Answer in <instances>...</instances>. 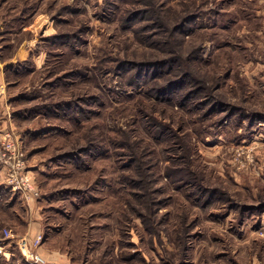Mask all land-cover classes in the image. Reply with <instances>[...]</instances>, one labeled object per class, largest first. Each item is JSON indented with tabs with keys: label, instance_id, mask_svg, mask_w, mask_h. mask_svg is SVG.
<instances>
[{
	"label": "rangeland",
	"instance_id": "1",
	"mask_svg": "<svg viewBox=\"0 0 264 264\" xmlns=\"http://www.w3.org/2000/svg\"><path fill=\"white\" fill-rule=\"evenodd\" d=\"M140 9L152 10L150 22L162 18L160 35L183 39L171 48L200 81H186L183 100L203 99V108L153 104L142 91L154 50L141 39L152 31L139 28L150 23L136 18ZM41 14L47 20L38 23ZM0 48L3 66L13 63L2 87L7 117L24 130L9 138L23 144L26 172L39 191L0 202V241L25 246L28 225L40 222L43 239L76 255L102 242L108 256L117 243L120 264H156L159 255L190 264L191 248L199 264L251 260L259 244L247 248L239 239L264 231V212L256 211L264 209V0H0ZM136 72L145 85L133 86ZM153 117L171 121L182 136L180 147L203 172L207 196L166 172L162 144L142 139L156 145L154 153L131 157L129 143L136 141L142 155L141 127ZM139 162L154 167L145 172ZM144 184L149 194L142 197ZM186 226L193 236L188 254L173 241ZM9 243L0 264L12 256ZM22 249L30 257L33 249Z\"/></svg>",
	"mask_w": 264,
	"mask_h": 264
},
{
	"label": "trees",
	"instance_id": "2",
	"mask_svg": "<svg viewBox=\"0 0 264 264\" xmlns=\"http://www.w3.org/2000/svg\"><path fill=\"white\" fill-rule=\"evenodd\" d=\"M141 3H142L141 4L142 6H146V3L144 2H141ZM152 17L153 16H152L151 9H140L136 13V18H140V19L144 18V19L149 20V22L152 21ZM157 19L153 20V22L144 24L139 27L141 31H145L147 29L152 31L150 35L141 37V39L145 42V44L150 46L151 50H154L152 51V53L147 55V58L151 56V59H148L147 60L148 64L145 65L146 68L147 67L151 68V71L148 75V79L145 80V82L149 84V88L144 83H138L139 77H141V74L140 73L137 74V72L133 74V80H135V83L133 86L144 84L146 87V90L142 89V91H144L145 94L151 93L153 95V97H151L150 99L153 104H157L159 102L164 101L172 107L173 106L183 107L185 108L186 112H191L193 110H199L200 108H203V106L205 105L203 99L201 101H194L191 104H189L187 101H184L183 99L187 96L189 92V90H186V87H185L186 81L190 80L191 85H197L200 81L194 74L193 68L186 67L185 64L182 63L183 56H181V54H178L177 51L171 48L173 43H178L179 41L183 42V39L178 38L176 36L175 38L167 37L163 35V33H161L160 35L159 31H157L156 29V26H158V28H161V29L162 27L164 28V26L162 25V22H161L162 18L159 17V22L156 23ZM181 30L182 29L180 27L177 30L179 35L182 34ZM155 31H157L158 33H153ZM3 51L4 49L0 48V52H1L0 57H1V60L4 61L5 59L3 58ZM159 53L162 54L163 56L159 55ZM12 64L13 63H10L4 67V71L6 73H7V68L9 66H12ZM166 66H167V69L165 70ZM142 75H144V73H142ZM198 90L199 92H203L204 94H206L203 88L199 87ZM178 91H179V94L177 95ZM145 106H146V103H143V106L141 107V110L143 112L145 111ZM212 108L218 110L219 106L212 105ZM201 113L203 116H205L207 113V110H203L201 111ZM159 119L160 118L158 117H153V120H150V122L146 123V127L145 126L141 127V132H145L146 137L139 136L140 137L139 143L141 144L142 139L148 138V140H151V142L152 141L155 142L156 145L161 146L162 144L164 147L160 148L161 151L163 153H165V151L167 152L166 160H167L168 165L166 166V172L171 176L179 177V179H177L176 181L179 182L180 184L189 183L190 185H192L193 186L192 193L199 192L201 193V196H207V193L211 192V190L207 187H204L205 185L202 182L204 180L203 172L194 166L193 161L190 158V150H185L184 146L182 145L180 147V140L182 139L181 138L182 136L177 132L175 127L170 124L171 121L169 122L165 120L159 121ZM130 137L131 136L129 135L128 138L130 139ZM89 144H92L91 140L89 141ZM137 145H138V141L134 143H129V147L131 148V152H132L131 157L136 158V160L139 157H141L143 160L146 154H150L151 152L154 153L153 150L154 148L156 149V145L150 147L148 144H144L143 142V144H141L143 148L142 155L139 153L140 156L139 155L137 156L135 154V149L137 148ZM153 167L154 165L146 164L144 162L143 163L139 162L137 164V168L138 169L143 168L145 172H147L148 168L152 169ZM121 176H122L121 177L122 180H125V178H127L128 181L134 185L142 184L141 179L133 178L130 176L126 177V175H123V174H121ZM141 188L142 189L145 188V193H141L142 197L149 194V188L147 187L146 184H144ZM11 196H12V193L9 190V188L5 186L2 187L1 185L0 186V202L3 201L7 205L10 204V203H7V201L8 202L10 201ZM201 196H195L194 200H196L197 202H202V199L205 197H201ZM207 198L208 200H210L209 197ZM235 206H238V205H234V207ZM242 208H246V207H242ZM256 211H258L257 213L258 215L259 214L261 215V213L264 212V209L259 208V210H256ZM140 216L142 217L143 222L146 228L148 229V223L146 219L144 218V216L142 215ZM178 231L180 232V235L175 240H173L175 242L174 246L178 248V245H180L182 250L186 254H188L190 250V247H189V241L191 240L190 237H193V236L190 233L188 226H186L183 230L178 228ZM149 232L152 233L153 231L149 228ZM9 242L10 241L2 239L0 241V246H7V243ZM63 250H66V249L64 248ZM184 259H181L180 261L179 260L175 261L176 262L175 264H188V262H186L187 258H184ZM168 263L171 264V260Z\"/></svg>",
	"mask_w": 264,
	"mask_h": 264
},
{
	"label": "crops",
	"instance_id": "3",
	"mask_svg": "<svg viewBox=\"0 0 264 264\" xmlns=\"http://www.w3.org/2000/svg\"><path fill=\"white\" fill-rule=\"evenodd\" d=\"M37 17H39V21L38 19L37 20L35 19V21H37L38 23L40 21L45 22L47 20L45 14L37 15ZM0 55H1V52H0ZM37 57H40V56H36V59L34 58L35 63L37 62ZM15 60H20L19 56H17ZM3 64H4V61L1 60V57H0V121L4 120V124H0V146L4 141H6L9 138V136L11 135L15 136L18 133L20 137L23 135L22 132L24 131L21 128L18 129L15 122L13 120L12 121L9 120L7 117L8 115V108L6 107L8 104L7 103V92H3V89H2V87H4L7 84V81L4 75ZM9 125H12V126H9ZM7 177H8L7 167L1 166L0 167V179H2V183L0 184V186L7 184L6 182H3L4 180L5 181L7 180ZM6 187L9 188V190L11 191L12 198H16L18 194L21 196L22 191H18L17 189L13 188V186L8 185ZM258 218H261V222L258 224V226L263 228L264 227V213L261 215V217H258ZM247 223L248 221L245 224ZM98 228L99 226H96V229ZM42 230L43 228L40 222H37L35 224H29L26 233L23 234L22 236L24 237V240H25L24 242L25 246L21 245L20 242L18 241L17 242L11 241L9 243L10 245L8 249L10 248L9 251L12 252V256L9 258L4 256V260L6 264H120L119 256L117 254L118 252L117 243H116V248L114 249L117 255L113 251L111 252V255H108V256L104 255V252H103L104 248H103L102 242L100 243L98 242L96 247H93L92 245L90 247L87 246L86 250L84 247H82L79 249L80 254L76 255L75 252H78L77 250H74V252L70 253V250L66 249L67 252H65L61 247L51 246L50 236L43 239L44 241H42V244L40 247L34 248V240L39 235L42 234L41 233ZM250 237L251 235L249 233L248 234L245 233L244 235L241 236V239H239L240 240L239 242H242L243 244H245L247 248L254 245L253 242L256 244H259L258 247L255 246V248H257V252L251 253L250 261L245 262L244 260H240L239 262L241 264H264V235H262L261 237L259 234H255V235H252L251 239ZM90 239H91V242L95 240L93 239V236ZM260 243H262V245H260ZM22 246L26 248L27 251L33 249V252H35L36 254H39L44 259V263H38L35 258L29 257L26 254L25 255L22 254L23 253ZM4 248H6V246H0L1 250ZM240 251L241 249H239V252ZM190 254H191V257L189 256L190 257L189 263L199 264L200 261L194 255L192 248H191ZM154 262L156 264H168L167 259L161 255L155 256Z\"/></svg>",
	"mask_w": 264,
	"mask_h": 264
},
{
	"label": "built area",
	"instance_id": "4",
	"mask_svg": "<svg viewBox=\"0 0 264 264\" xmlns=\"http://www.w3.org/2000/svg\"><path fill=\"white\" fill-rule=\"evenodd\" d=\"M26 153L23 144L13 139L8 138L0 146V167L5 166L8 169L7 184L13 186L18 191L29 190L31 193L39 195V191L31 181V176L26 172ZM6 234L9 235L10 231L6 230ZM261 235H264V231H261ZM43 240L42 235H39L34 240V247H38ZM30 257L37 260L38 263H44V259L35 252L30 253Z\"/></svg>",
	"mask_w": 264,
	"mask_h": 264
}]
</instances>
